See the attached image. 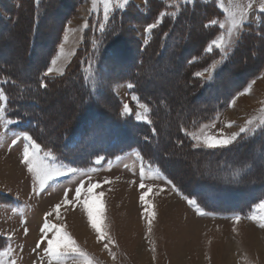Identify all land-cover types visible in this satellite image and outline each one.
Returning <instances> with one entry per match:
<instances>
[{
    "label": "rangeland",
    "instance_id": "rangeland-1",
    "mask_svg": "<svg viewBox=\"0 0 264 264\" xmlns=\"http://www.w3.org/2000/svg\"><path fill=\"white\" fill-rule=\"evenodd\" d=\"M194 2L214 4L219 11L218 18L213 19L217 21L215 26L218 27L219 22L225 24L224 29L218 27L219 32L212 38L223 34L225 42L223 54L218 50L219 56L211 64L197 70L204 73L199 78L208 80L210 76L212 78L213 63L218 67L232 52L241 34L245 33L247 28H258L264 21V11H261V4L264 3V0H166L165 3L163 2L164 10H161L153 21L148 24L132 23L131 29L134 31L135 37L142 44L146 43L154 29L147 31L149 25L169 19L173 16L172 13H177L180 7ZM249 4L252 7H247ZM130 6L139 13H143L145 0H129L125 8L114 7L109 13V18L115 11H121ZM225 8L235 12L237 19L240 18V12H244V26L234 30L231 37L228 35L230 19L228 13L224 11ZM67 12L68 8L54 7L50 12L53 21L55 20L52 25L55 26V23L64 20V15ZM0 13L6 15L1 8ZM162 13L164 15H161ZM23 16L25 17V10H23ZM91 17L93 28L101 30V25H105L107 22L104 19L103 0H96L95 7H93V0H83L76 6L74 13L64 23L60 43L51 58L58 57L57 64L52 66L50 59L48 67H54V71L45 76L47 67L42 73L43 77L52 78L60 76L61 70L63 73L65 72L83 39L84 31L87 28L85 24L88 25V19ZM24 20L20 23L14 36L0 38V44H3V54H6L5 61L9 64L14 63L18 67L21 56L19 52L13 53L12 50L22 47V37L17 41V36L27 34L26 24L30 18L25 17ZM160 23L157 24V27ZM65 36H67V40H65ZM61 44L64 46L63 54L60 52ZM258 49H264V44H260ZM39 59L40 55L36 61ZM33 65L35 66V63ZM33 65L22 71L24 76L32 72ZM159 65L161 68L155 74L154 72L153 74L145 73L146 82L144 81L142 85L160 97L170 100L171 107H174L172 113L166 111L163 115L161 131L167 132L170 131L169 126L173 122L172 114L185 116L201 108L202 105L197 100H193L191 105H187L189 96L185 91V84L182 82L180 62H173L164 57L158 58L149 66V69L159 67ZM94 71L89 69L87 72L90 73L91 79L94 77ZM263 73L264 67L241 90L244 96H238L241 99L238 107L233 109L231 102L239 92L211 121L200 123L197 128L187 132L194 147L215 149L206 147L203 143L204 139L207 137H231L233 133L239 131L242 125L247 123H241L246 113L248 114L259 103L264 102V79L253 84L254 79ZM128 85V82H114L110 87L119 102L120 115L135 123H147L149 107ZM246 88L248 89L246 90ZM70 95L71 93L63 94L58 90L46 92L45 103L47 101L50 103H46L43 109L47 117L51 118L47 128L63 121L66 114L70 112L71 108L64 102V99ZM134 96L137 98L136 100H133ZM124 104H127L131 109L130 114H124ZM0 106L6 108V102ZM259 114V120L253 121L255 123L248 126L251 130L247 133L250 135L258 129L261 125L260 122L264 121V106ZM7 120L12 119L7 118L5 111L0 116V237L4 238L6 246L0 249V252L9 248L12 251L9 255L0 257V264H9V258L15 261V264H49V257L44 251L47 247V239L40 231L45 213L48 212L53 213L48 217L49 223L61 226L62 231H66L76 241L78 247L92 261V264H264V228L259 227L258 223L259 217L264 215V212L255 207L260 200L264 199V196L255 199L244 213L207 211L197 202L202 213L198 214L196 208L190 206L185 197L196 199L184 194L178 187L174 188L172 181L156 165L142 160L137 149L133 148L113 158L106 159L99 156L92 160L90 166L74 167L62 163L42 147L41 155L45 152L51 153L52 155L47 159L66 174L54 178L37 195L33 189L38 190V186L35 184L32 174L27 171V167L21 163L22 148L26 143L21 135L24 131L12 126L13 122L6 123ZM15 122L16 125L19 124L18 127H24L17 121ZM209 122L212 124L205 125ZM229 123L232 124L231 127H227ZM214 127L216 128L214 129ZM192 136L197 139L193 140ZM13 139L18 140L16 145L12 144ZM101 157L103 158L102 162L95 163ZM207 161L208 159L201 158L189 159L183 153H179L169 159L167 164L172 172L177 174L180 184L193 190V186L196 185L194 180L196 176L210 172ZM199 165H202V170H198ZM142 166L144 168L143 183L146 185L143 189L140 188ZM259 166V164H255L256 168ZM69 168L75 169V171L67 172ZM213 173L221 172L215 170ZM92 184L100 185L93 189L94 193H103L97 201L98 220L103 233V237L99 239V234L89 223L84 208V194ZM81 185H83L82 195L81 199L77 201L74 199L75 189ZM65 193L72 203L62 205L59 210V218H57L54 206L64 200ZM142 194L145 195L144 201L140 200ZM251 215H255L257 219H249L248 217ZM235 216L240 217L238 222L234 220ZM25 228L28 230L27 234H25ZM51 236L52 232L50 231L47 233V237L51 238ZM37 243H40V247L36 246ZM105 244L108 245L107 248ZM67 264H72V260L68 259Z\"/></svg>",
    "mask_w": 264,
    "mask_h": 264
},
{
    "label": "trees",
    "instance_id": "trees-1",
    "mask_svg": "<svg viewBox=\"0 0 264 264\" xmlns=\"http://www.w3.org/2000/svg\"><path fill=\"white\" fill-rule=\"evenodd\" d=\"M3 1L0 8L6 15L0 13V38L14 36L25 17L30 18L27 34L17 36V41L22 37V47L12 50L21 56L19 67L5 61L0 44V86L8 96L7 118L24 125L14 127L31 135L43 150L62 163L82 167L90 166L99 156L113 158L137 149L143 161L156 165L174 186L194 197L207 211L244 213L255 199L264 196V126L260 125L252 135L241 134L232 144L215 149L194 147L184 131L191 132L198 124L211 121L261 72L264 49L258 47L264 44V21L258 28H247L229 56L215 66L212 78L204 80L195 77L194 72L219 56L218 50L205 51L207 43L219 32L215 25L205 27L218 18L216 6L199 2L183 5L176 16L164 19L154 28L142 44L131 29L132 23H150L164 10L166 1L145 0L143 13L131 6L115 11L103 30L93 28L92 17L89 18L83 39L63 75L46 78L42 73L57 50L64 23L83 0ZM54 7L68 8L56 27L50 13ZM38 55L40 59L36 61ZM163 57L180 62L184 90L189 96L187 105L193 100L202 105L185 116L172 114L173 122L167 132L161 131L163 115L166 111L172 113L174 107L170 100L142 85L146 72L155 74L161 68L149 66ZM31 65L34 69L24 76L22 71ZM89 69L95 70V88L87 73ZM41 81L47 87H40ZM114 82L133 85V91L149 107L147 123H135L120 115L119 102L110 90ZM49 90L71 93L64 99L71 110L63 121L47 128L51 118L43 107L50 103H45ZM179 153L189 159H208L210 172L196 176L193 190L182 186L167 164ZM202 168L199 165L198 170ZM215 170L221 173L214 174ZM4 241L0 237V249L6 245Z\"/></svg>",
    "mask_w": 264,
    "mask_h": 264
},
{
    "label": "snow or ice",
    "instance_id": "snow-or-ice-1",
    "mask_svg": "<svg viewBox=\"0 0 264 264\" xmlns=\"http://www.w3.org/2000/svg\"><path fill=\"white\" fill-rule=\"evenodd\" d=\"M129 3V0H103L104 5V19L107 21L109 19V13L111 10L116 8H125L126 5ZM96 5V0H93V7ZM221 7H223V4H221ZM247 7H252L251 4L247 5ZM225 12L228 13L229 19H230V27L228 28V35L231 37L234 30L238 28H242L244 26V12H240V18L237 19L236 13L233 11H230L229 9L225 8ZM261 11H264V3L261 4ZM161 15H164L163 13ZM173 16H176V13H172ZM162 21H157V23H153L148 26L147 31H151L152 28L157 27V24ZM217 21L213 20L209 24H206L205 27H211L213 25H216ZM88 25L85 24V27ZM218 27L220 29H224L225 24L223 22L218 23ZM104 25H101V29L103 30ZM65 40H67V36H65ZM224 36L221 33L220 35H217L214 39H212L206 46L205 51L207 53H212L214 50H219L221 54L224 52ZM60 52L63 54L64 52V46L63 44L60 45ZM57 58L51 59V65L55 66L57 64ZM49 66L47 70L45 71L44 75L48 76L50 73L54 71V67ZM213 70L215 69V63L212 65ZM207 71V69H205ZM60 74L63 75V71H60ZM196 77H202L204 73L202 71H197L194 73ZM97 85V81L95 77H93V88H95ZM40 87H47V85L41 81ZM129 88L133 87L132 84L128 85ZM243 95L244 93H240ZM137 98L134 96L133 100H136ZM8 96L6 95L4 90H0V105H3L5 102H7ZM124 114H130L131 109L127 104L123 105ZM6 111V108L3 106H0V116ZM138 118H140L138 116ZM145 119H147L145 117ZM12 120H7L6 123L11 124ZM150 122V121H149ZM262 126H264V121L260 122ZM248 125H252L253 121L249 120L247 121ZM232 124L229 123L227 127H231ZM183 130V129H182ZM251 129L249 127H241L239 129L238 133H233L231 137L228 138H217V137H207L204 139L203 143L208 148H216V147H225L229 144H232L234 141L237 140V138L241 134H245L249 132ZM187 133V130H184ZM23 140L26 141V143L23 144L22 148V159L21 163L24 164L27 167V171L32 174V177L34 179L35 184L38 186V190L36 188L33 189V191L39 195L40 192H42L45 187L48 185L50 181H52L54 178L65 175L66 173L61 171L54 163H51L47 157L51 156L52 154L49 152H45L43 155H41V146L38 144L31 135H29L27 132L21 133ZM193 140H196L197 137L192 136ZM18 143L17 139L12 140V144L16 145ZM102 157L98 158L95 163L99 164L102 162ZM75 169L69 168L67 172H74ZM140 176H141V184L140 188H145L146 185L143 183L144 179V168L143 166L140 169ZM169 183H171L169 181ZM82 186L77 187L75 189V197L74 199L79 201L81 199L82 195ZM98 184H92L90 185L87 190L84 198V208L87 212L88 220L91 226L96 230V232L99 234L98 239L103 237V233L101 231V225L99 223L98 217H99V208H98V197L102 196L103 193L96 194L94 193L93 189L99 187ZM175 188V186L173 185ZM178 191V190H177ZM187 199V202L190 206H193L196 208V211L198 214H202L199 205L197 204V201L194 199ZM140 200H145V195L142 194L140 196ZM72 201L68 200L67 193H65V198L61 203H58L54 206L57 218H59V210L61 209L62 205L71 204ZM260 211L264 212V199L260 200L259 204L255 206ZM147 211V210H146ZM53 213L48 212L45 213L43 226L40 229L41 233L44 234V238L47 239V247L44 250L46 255L49 257V264H67L68 259L72 260V264H92V261L87 257V255L78 247L76 244V241L66 232L62 231V227L56 224L49 223L48 217L51 216ZM249 219H257L255 215H251L248 217ZM235 221H239L240 217L235 216ZM259 227L264 228V215L259 217ZM25 234H27V228H25ZM52 232L51 238L47 237L48 232ZM11 239V237H9ZM37 247H40V243H37ZM105 247L107 248L108 245L105 244ZM11 248L5 250L4 252H0V257L9 255L11 252ZM9 264H15V261H12L11 258H9Z\"/></svg>",
    "mask_w": 264,
    "mask_h": 264
},
{
    "label": "crops",
    "instance_id": "crops-1",
    "mask_svg": "<svg viewBox=\"0 0 264 264\" xmlns=\"http://www.w3.org/2000/svg\"><path fill=\"white\" fill-rule=\"evenodd\" d=\"M262 79H264V73L263 74H261L259 77H257V78H255L254 79V81H253V84H256V82L258 81V83L259 82H261V80ZM1 89V88H0ZM248 88H246V90H247ZM240 93H243V91H241V92H239L238 94H237V97H235L234 99H233V101L231 102V107L233 108V109H235L236 107H238V105H239V101L241 100L238 96H240L241 94ZM244 95H242V97H243ZM237 100V101H236ZM236 101V102H235ZM263 106H264V102L263 103H259V105H257V107H255V108H253L252 110H250L249 112H248V114L246 113V115L243 117V119H242V121H241V123H244V122H247V121H249V120H252V121H256V120H259V113H260V111L262 110V108H263ZM230 107V108H231ZM241 107V106H240ZM254 111H255V113H254ZM259 112V113H258ZM258 113V114H257ZM219 116H221V114H219ZM218 117V116H217ZM253 119H255V120H253ZM217 120H219V119H217ZM221 122V121H220ZM253 123H255V122H253ZM206 124H212L211 122H209V123H205V125ZM249 125L246 123V124H244V125H242L241 127H248ZM240 127V128H241ZM216 127H214V129H215ZM199 129H200V127H199ZM239 129V128H238ZM238 131V130H237ZM239 132V131H238ZM237 132V133H238Z\"/></svg>",
    "mask_w": 264,
    "mask_h": 264
},
{
    "label": "bare ground",
    "instance_id": "bare-ground-1",
    "mask_svg": "<svg viewBox=\"0 0 264 264\" xmlns=\"http://www.w3.org/2000/svg\"><path fill=\"white\" fill-rule=\"evenodd\" d=\"M184 232L187 233L186 231H184ZM185 233H183V235H185ZM212 234H213V233H212ZM214 236H215V235H214ZM134 246H135V245H134ZM175 247H176V246H175ZM176 251H178V250H176ZM176 251H175V252H176ZM175 255H176V254H175Z\"/></svg>",
    "mask_w": 264,
    "mask_h": 264
}]
</instances>
